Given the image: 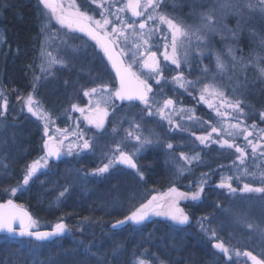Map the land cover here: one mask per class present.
I'll return each mask as SVG.
<instances>
[{
    "label": "snow or ice",
    "instance_id": "snow-or-ice-1",
    "mask_svg": "<svg viewBox=\"0 0 264 264\" xmlns=\"http://www.w3.org/2000/svg\"><path fill=\"white\" fill-rule=\"evenodd\" d=\"M165 2L166 0H104V3L98 5L103 10L99 12L100 18L97 19L95 16L89 15L87 11H82L76 0H68L67 4L64 0H39L46 22L41 28V36L44 39L41 41L40 48V64L38 66L40 75L33 77L31 85L33 91L36 90L41 79H47L54 74L57 65L62 68L69 66V61L60 53H66L72 58L77 57L81 46L72 43V41L83 40V37L94 41L93 47L98 46L103 53V56L100 57L103 66L94 77V81H103L104 75L108 74L110 80H115L117 84L113 86L111 82H102L95 87L85 89L83 95L89 98L88 104L85 107H80L77 104L71 105V111L79 112L83 120L96 129V134L90 137H86L84 132L79 129V122L76 124V130L69 132L67 128L55 129L59 135L51 134L50 125L54 124L51 114L43 112V110L36 111L34 104L37 102L31 93L26 97L17 96V100L23 102L28 113L45 121L41 149L43 155L25 165L22 183H18L16 187L4 189L5 192L15 195L18 190H24L41 169L48 168L50 160H58L62 155L72 156L91 151L98 139L107 133L105 121L110 114L109 109H111V115L115 116L118 110L115 101L119 100L127 102L130 106H134L137 101L140 102L144 106L139 113L141 120L159 116L168 122L170 129L185 131L174 117H179L180 120L192 125L209 127L211 130L206 134L197 136L191 132L189 135L194 137L199 145L205 147L218 145L220 149H235L236 160L233 161L232 166L240 173V175L222 177L218 187L227 189L228 194L233 197L238 194L259 193L261 198H264V162L254 165L259 169L258 173L245 166L249 157L246 148L251 149L253 160L264 157V129L259 128L255 122L246 125V118L253 114L246 111L252 106L242 98L248 87L247 76L244 75L243 83L235 76L237 65L245 73L249 67H252L257 72L258 79L264 82V36H259L254 30L251 31L250 34L253 37L259 36L261 52H251L247 60L244 56L238 57L235 54L237 49L233 46H226L222 52H218L210 42V37L215 35H219L222 41H238L239 33L242 30L241 20L245 13H258L261 18H264V0H211V3L203 11H197L193 7L190 15L198 17L199 20V23L194 27L187 25L175 16L160 11ZM195 3H199V0H194ZM90 4L96 5L98 0H90ZM127 13H130V16L125 18ZM228 16L237 18L235 29L223 23V20ZM54 25L58 27H54ZM75 33H81L83 37L76 36ZM88 42V40H83L84 51H87ZM53 44L56 45L54 51L50 50ZM153 48H156L157 51H153ZM161 49L163 50L161 51ZM181 49H183L182 54ZM190 56L196 57L198 64L205 58L214 57L216 73L210 77L211 69L208 65H204L200 69L202 73L200 77L188 80L185 72L180 69L182 67L185 70L191 69ZM225 56L228 57L233 69V76L228 77L227 83L223 82L224 74L228 70ZM104 57H106V62ZM162 62L163 65L170 62L177 69L176 75L171 77L170 81L164 76L165 67ZM109 64L110 69L108 68ZM134 66L140 68L139 74L134 70ZM111 71H114V77L111 76ZM216 74L221 76L220 81H217ZM142 76L147 78H142ZM150 79L154 80L158 86L162 83H171L174 86V92L183 89L185 93L192 95L189 89L199 91L197 103L203 102L215 112L216 123L203 121L195 115V108H186L182 106V102L171 97L162 101L157 100L156 96H164V91L161 88L159 92H154L152 84L149 83ZM206 79H210V82L203 83V80ZM65 83L67 82L65 81ZM198 85L201 86L197 88ZM229 93L232 94L231 97ZM193 98L195 99V97ZM102 104L106 107H101ZM178 104L181 106L178 107ZM8 107L7 96L0 90V117L5 115ZM259 117L264 121V111L259 112ZM124 120H127L130 127L124 130L125 136L122 138V142L134 141V150L126 152L121 147L122 142L117 143L111 150L112 155L108 157V163L95 169L93 174L103 175L121 164L135 170L137 179L143 182L146 179L145 174L140 170L134 157L148 146L159 144L161 141L158 138H151V130H149L150 135L145 136L142 125L136 123L134 117L129 118L125 115L120 117L117 123ZM111 131L116 134L117 128L114 126ZM69 135L73 137L74 142L66 145ZM240 137H243L244 146L236 142ZM174 147L170 142L166 144L168 151H172ZM173 161L174 179L170 182L167 190L159 192L153 189L152 191L156 194L144 202H139L143 199L142 194L131 193L128 196V214L122 220L115 221L112 224L113 229L125 223L142 225L152 216L166 217L176 225L190 223V217L184 208L180 207V202L200 201L205 186L208 184L206 178L209 173H201V178L195 183L194 191L184 192L176 186V178L183 177L186 172H190L194 163H200L201 154L188 155L181 152L178 157H173ZM237 161L239 165H237ZM0 167H3L7 172V165L0 164ZM245 178L252 180L253 183H243L239 188L233 187L234 180L239 181ZM254 183H259L261 186L255 187ZM66 192H68L67 187L58 193L57 201L64 197ZM244 195L241 196V199L244 198ZM133 201L138 202V206L137 203H132ZM207 219L206 216L201 217L198 222L201 231L206 234L211 232V238L217 241L212 245L214 249L219 250L229 260L232 259V253H234L237 257L243 256L246 260L251 261V264H264V259L253 255L251 251L241 252L238 248L230 249L226 246L217 238L214 229L204 226L203 221ZM88 220L89 218L85 217L81 223ZM237 222L249 232L259 235L261 238L259 254L264 256V222L251 220L247 212L238 215ZM69 231V226L63 222L62 218L51 231H40L38 222L22 205L16 204L12 199L0 203V232L44 242L53 237H60ZM121 248L122 245H117L113 249V254L115 255ZM84 252L87 256L96 257V253L91 252L90 248H85ZM147 252L146 249L145 253ZM152 255L154 256V254ZM154 258L158 260V257L154 256ZM97 264H101L100 258H97ZM135 264H153V262L137 257ZM158 264H165V262L158 260Z\"/></svg>",
    "mask_w": 264,
    "mask_h": 264
},
{
    "label": "rangeland",
    "instance_id": "rangeland-1",
    "mask_svg": "<svg viewBox=\"0 0 264 264\" xmlns=\"http://www.w3.org/2000/svg\"><path fill=\"white\" fill-rule=\"evenodd\" d=\"M64 2L65 4H67L68 0H64ZM76 3L81 7L82 11H87L89 15H93L97 19L100 18L99 12L103 9L98 5L100 3H104V0H98V4L96 5L90 4V0H88V2H86V0H76ZM210 3L211 0H199V3L195 4L194 0H166V2L162 5L160 11L167 13L170 16H175L183 20L187 25H191L194 27L199 23V20L198 17L190 15L193 7H195L197 11H203ZM201 5H203V7H201ZM40 12L42 28L43 24L46 22L42 6ZM128 16H130V13L125 14V18H128ZM228 21H230L231 23H229ZM223 23L227 24L228 27L235 29L237 18L228 16L223 20ZM241 25L242 30L240 31V33L243 32L247 36V40L245 41L246 45L244 44V47L240 45L239 40L222 41L219 35H215L214 37H210L211 45L215 48V50L218 52H222L226 46H233L237 49L235 54L238 57L244 56L246 60L249 58V54L251 52H261V49L259 47V36H264V18H261L258 13H245L244 18L241 20ZM54 27L58 26L54 25ZM252 30L258 33L259 36L253 37L250 34ZM75 35L83 37V34L81 33H75ZM43 39L44 37H42L41 40ZM83 40L89 41L87 45V51H84ZM83 40L75 39L72 41V43L81 46V51L77 57L72 58L66 53H60L61 56L69 61V66L67 68H62L57 65L52 76H49L47 79H41L38 82L35 91H33L31 87L30 91L23 96L26 97L29 93H31L34 96L35 101L37 102L36 104H34V108L36 109V111L40 112L41 110H43V112L51 114V117L54 120V124L50 125V133L54 135H59V133L55 132V129L67 128L69 129V132L76 130V124L77 122H79V129L84 132L86 137L94 136L96 134V129L94 128V126L88 124L87 121L83 120L79 112L71 111V105L77 104L80 107H85L89 102V98L83 95V90L95 87L99 83L111 82L113 86H116L115 80H110L108 74L104 75L103 81H94V77L97 76V74L100 72L101 67L103 66L100 61L102 53L98 46L93 47L95 45L94 41H91L87 37H83ZM55 47L56 45L53 44V47L50 50L54 51ZM152 50L157 51L156 48H153ZM162 50L163 49H161V51ZM182 52L183 49H181V54ZM39 57L40 49L37 63L32 69L31 85L33 83V77L36 75H40L38 70V66L40 64ZM224 59L228 70L224 74L223 82L227 83L228 77L233 76V69L228 57L225 56ZM196 60V57L190 56L189 61L192 64L191 69L185 70L184 67L180 69L181 71L185 72V76L188 80H195L197 77H200L202 75L200 69L204 65H208L211 69V73L209 74L210 77L212 74L216 73L214 57L205 58L199 64L196 62ZM163 66L165 67L164 76L170 81L171 77L176 75L177 69L174 65H171L170 62ZM134 70L137 71L138 74L141 71L140 68L136 66H134ZM245 74L247 76L248 87L245 89L244 93L251 87V89L254 90L255 83L259 81L258 74L252 67H249L245 73L240 69V66L237 65L235 76L241 83L244 82L243 77ZM142 78L147 77L142 76ZM216 79L217 81H220L221 76L219 74H216ZM65 81L67 83H65ZM209 82L210 79L203 80V83ZM149 83L152 84L154 92H159L161 88L164 91V96H156L157 100L162 101L163 99L171 97L174 100L182 102V106L186 108H195V115L200 117L203 121H210L213 124L216 123L215 112L212 109H209L203 102L197 103L199 99V91H193L192 89H189V92H192V95H188L184 92L183 89H178L174 92V86L171 83H162L158 86L154 82V80L151 79L149 80ZM200 86L201 85H198L197 88H199ZM0 90H2L1 87ZM56 93L61 94L62 96V101L58 103L57 101H55ZM229 96L231 97L232 94L229 93ZM193 97H195V99ZM244 97L245 94L242 98ZM115 104L118 107L116 115L112 116L111 109H109L110 114L105 121L107 133L103 137L98 139L97 143L94 145L91 151H85L80 153L79 155H63L62 160L57 162H53L52 160H50L48 168L41 169L37 173V175L33 177L32 180L34 181L40 180V182H44L43 184L49 183L51 185V188H53L51 190L54 192V194V189L56 190L55 199L58 196V193L60 191H63V189L67 187L68 192H66L65 196L60 198L58 202L63 203L64 201H69L73 204H76V207H78L80 203L84 202L94 203L95 205L91 206L92 210H90L88 212V216H86L89 218V220L85 221L84 223H80L78 228L75 230H71L67 222L63 220V222L69 226L70 231L66 232L64 236L53 240L52 243H48L46 241H38L39 243H29L24 242V240L22 239L17 240L21 242L22 247L27 250L28 257L36 260L37 264H53L54 259L52 257V253L56 250L63 251V249L60 250V247L63 245L64 237H67L68 245H72V249H69L68 251L73 256L75 253L84 255L85 248H90L91 252L96 253V255L104 254L106 252H110L113 255V249L116 248L117 245H122L123 247L125 244L127 245V248L125 249V254L128 258L127 264H135L137 257L151 260L153 264H158V260L164 261L165 264H250L249 260H246L243 256L237 257L234 253H232V259L229 260L219 250L212 247V245L217 241L211 238V232L207 234L205 232H202L200 223L198 222L201 217L206 216L208 217V219L203 221L204 226L206 228L214 229L216 231L217 238L220 241L224 242L225 245L230 249L238 248L241 250V252H243L244 250L251 251L253 255H257L258 258L264 259V256H261L259 254L261 244V238L259 237V235L249 232L237 222V216L243 212H247L249 218L253 221L264 222V198H261V194L259 193L246 195L238 194L237 196L233 197L228 194L227 189H221L218 187V184L222 177H227L229 175H240V173L236 171V168L232 166L233 161L236 160L235 149H220L218 145H209L208 147H205L199 145V142L196 141L194 137H190L189 135L191 132H194L197 136L206 134L211 130L209 127L192 125L186 123L183 120H180L179 117H174L177 123H180L185 131L170 129L168 122L166 120H162L159 116H153L152 118L141 120L139 113L144 107L141 103H135L134 106H130L129 104H119L115 101ZM248 104L251 105L249 101ZM17 105V109L8 107L5 113L8 117V122L7 120L3 119V117H0V130L3 129L4 125L7 123L9 125L14 124L15 127L16 123L14 119L22 118L23 120H28L29 125L31 123L35 125L36 130L39 131L40 137L38 149L33 158L22 162V152H19L18 154L16 153L17 160L19 158V160H21L20 162L23 163L22 169L24 175L25 165L30 164L33 160L43 155L41 149L44 139L43 131L45 121L39 119L37 116H34L31 113H28L27 108L24 107L22 101L19 100L16 106ZM177 106L179 107L181 105L178 104ZM201 106L204 107L206 115H203L199 112V107ZM101 107L106 106L102 104ZM246 111L253 113L248 118H246V125H251L253 124V122H255L259 128L264 129V121H262L259 117V112L261 110L257 112L255 107L252 106L251 109H246ZM125 115H127V117L129 118L134 117L135 122L142 125L143 134L145 136H149V130H151V138H158L161 141V143L159 144H153L145 148L139 155L134 157V160L138 165V158L145 151H159L162 157V166L166 170V176L168 180L167 185L164 188L158 189L150 186L146 187L144 181L141 182L137 179L135 170L126 166L117 165L115 168L110 169L108 173H105L103 175L93 174L95 169L103 167L105 163H108V157L112 155L111 150L115 148L117 143L122 142V138L125 136L124 130L129 129L130 125L127 120H124L121 123H117V121L120 117H123ZM207 115L209 116L208 118ZM114 126L117 128L116 134H113L111 131ZM215 138L216 137L214 134V139ZM70 142H74V140L73 137L69 135V139L66 142V145ZM169 142L175 146L172 151H168L166 149V144ZM236 142L241 146H244L245 144L243 137L238 138ZM121 147L126 152H132L135 147V142H122ZM18 151L20 150L18 149ZM246 151L249 153V157L246 161L245 166L252 171H257L258 173L259 169L254 167V165H260L262 162H264V157L253 160V158L251 157V149L246 148ZM181 152H184L188 155H192L193 153L201 154L200 163H194L191 166L190 172H186L183 177L176 178V186L178 187V185H180L181 191L191 192L192 189L195 188V183L201 178V173L210 174L211 170H219L220 172V175L218 176H214V174H212V181L207 184L204 189V191L210 192V200L206 208L209 212H206V215L203 214L200 218L191 216V212L183 207V203L194 201H181L180 207L184 208V210L190 217V223H188L187 225H176L166 217L152 216L142 225H128L122 228L118 227V230H116L115 233L110 234V236L105 237L97 243H81V238L79 237L81 235V228H91L92 230L96 226V223L101 220L105 223L107 222L109 226L108 228H110L108 231H110L112 230V228L110 227L112 223L120 220L121 218H124V216L128 214V196L131 193H129V191H126L122 196L118 194L117 190H115L117 186L112 184L114 177L120 176L123 179L126 178L131 184L136 183V185H130L128 187L126 186L125 188L134 190L132 192H135L138 195L142 194L143 199L139 202H144L147 199L151 198L152 195L156 194V192L152 191L153 189H156L159 192H164L170 186V182L174 179L173 157H178L179 153ZM0 164H2V161H0ZM237 165H239L238 161ZM220 166L223 167L221 168ZM224 169H228L229 173L224 174ZM206 179L209 181L210 176H208ZM243 183H253V181L248 178L239 181L234 180L233 187H242ZM253 186L259 187L261 185L259 183H254ZM206 195H208L207 192ZM242 195H244L243 199H241ZM196 202L197 201H195L194 203ZM198 202L204 203V199L202 198V196L201 201ZM132 203H137L138 206V202L133 201ZM217 205H220V207H217ZM33 219L38 222L39 230L43 228H53L55 224L59 222L56 221L51 225H46L44 222L39 221L35 217ZM156 220L164 221L169 226L173 227L175 231H180L181 229H183L181 231L182 235L188 234L191 236H195L196 232L200 231L201 235H196V237L194 238L196 242L200 240V243L205 248L204 250L202 249L204 256L201 255L200 260H197L199 259V257H190L188 261L179 260L173 258V256H170V254H168L166 250H162L161 248L160 250L155 249L153 245H150L152 239V231L150 227ZM145 228L148 229L145 230ZM118 235L125 238L122 239L124 240V243L121 242V239L118 238ZM146 249L148 250L147 253H145ZM119 251L115 255H118ZM47 252H49V254H47ZM43 253L47 254L46 258L43 256L41 257L40 254ZM152 254H154L155 257H158V260H156ZM92 258L94 263L96 264L97 258H100L101 264H103V260L101 259L103 257ZM176 260H179V263L175 262ZM210 260L211 262H209Z\"/></svg>",
    "mask_w": 264,
    "mask_h": 264
},
{
    "label": "trees",
    "instance_id": "trees-1",
    "mask_svg": "<svg viewBox=\"0 0 264 264\" xmlns=\"http://www.w3.org/2000/svg\"><path fill=\"white\" fill-rule=\"evenodd\" d=\"M40 9L39 0H0V87L7 96L9 107L13 109L18 107V105L16 106L19 102L17 96L23 97L31 89L32 69L37 63L42 41ZM239 35L240 45L244 47L247 36L243 32ZM258 80L254 85V90L251 87L244 93L245 97L243 98L247 103L249 101L257 112L259 110L264 111V82ZM55 97L57 103L62 101L61 94L56 93ZM199 112L206 115L202 106L199 107ZM3 119L8 122L6 114ZM14 120L15 127L14 124L9 125L7 123L0 130V161H2V165H7V172L3 167H0V202L10 198L18 204L25 205L31 211L33 218H37L46 225H51L62 218L71 230L77 229L81 221L88 216V212L92 210L91 206H94V203L84 202L76 207V204L69 201L58 202L55 199L56 190L54 189V194L51 185L49 183L41 184L40 180L30 181L24 190H18L15 195L4 191L6 188L16 187L18 183H22V162L34 157L40 141L39 131L36 130L34 124L29 125V121L22 118ZM19 152H22V162L19 158L18 160L16 158ZM138 164L140 170L145 174L144 183L146 187L162 189L167 185L166 170L162 166V157L159 151H145L138 158ZM223 173L228 174V169H224ZM212 174L218 176L220 172L219 170H211L208 184L212 181ZM128 183L126 178L123 179L120 176L114 177L112 181V184L117 186L115 190L121 196L126 191L133 193L134 190L125 188L129 186ZM178 187L180 188V185ZM194 190L195 188L192 189V191ZM206 192L208 195H206ZM201 196L204 203L198 201L196 203L189 201L183 203V207L191 212L193 217L200 218L203 214L206 215V212H209L206 208L210 200V192L204 191ZM108 227L107 222L100 220L92 230L91 228H81L79 237L82 244L97 243L118 230L117 228L108 231L110 229ZM150 228L152 231L150 245H153L155 249L166 250L170 256L179 260L188 261L190 257H199L197 260H200V256H204L203 250L205 248L200 240L196 242L194 238L196 235H201L200 231H197L195 236L182 235L181 231L183 229L175 231L173 227L161 220H156ZM147 229L145 228V230ZM0 238V264H37L36 260L28 257V252L22 247L21 242L6 236H0ZM118 238L124 243L122 239L125 238L120 235H118ZM22 240L29 243H39L32 239ZM53 240L46 242L52 243ZM67 240L68 238L64 237L63 245L60 247V250L63 249V251L56 250L52 253L53 264H96L93 258L86 254L75 253L74 256L70 254L68 250L72 249V245H68ZM126 248L127 245L124 244L120 249L118 255L121 258L118 255H112L110 252L97 254L96 257H103L101 258L103 264H127ZM47 254L40 255L46 258ZM179 260L175 262L179 263Z\"/></svg>",
    "mask_w": 264,
    "mask_h": 264
},
{
    "label": "water",
    "instance_id": "water-1",
    "mask_svg": "<svg viewBox=\"0 0 264 264\" xmlns=\"http://www.w3.org/2000/svg\"><path fill=\"white\" fill-rule=\"evenodd\" d=\"M102 52V51H101ZM102 55H103V53H102ZM105 59H106V57H104ZM109 67H110V64H109ZM112 72V75H113V77H114V75H115V73H114V71H111ZM116 84H117V82H116ZM117 102H119V103H127V102H121V101H119V100H116ZM136 103H138V101L136 102ZM62 157H63V155L58 159V160H52L53 162H57V161H59V160H61L62 159ZM4 202H6V201H4ZM4 202H0V203H4ZM15 202V201H14ZM16 204H18L17 202H15ZM18 205H21V204H18ZM23 206V205H22ZM23 208L27 211V212H29L30 213V215L32 216V213H31V211L28 209V208H26L25 206H23ZM33 217V216H32ZM120 220H122V219H120ZM115 223V222H114ZM125 224H127V223H125ZM125 224H123V225H125ZM131 224V223H130ZM123 225H121V226H123ZM121 226H119V227H121ZM52 230V228H43V229H40V231H51ZM66 234V233H65ZM65 234H63L62 236H64ZM0 236H6V237H9V238H12V239H30V238H28V237H19V236H10L7 232H0ZM62 236H60V237H62ZM55 238H58V237H53V238H51L50 240H53V239H55ZM33 240V239H32ZM49 240V241H50ZM250 264H251V261H250Z\"/></svg>",
    "mask_w": 264,
    "mask_h": 264
},
{
    "label": "flooded vegetation",
    "instance_id": "flooded-vegetation-1",
    "mask_svg": "<svg viewBox=\"0 0 264 264\" xmlns=\"http://www.w3.org/2000/svg\"><path fill=\"white\" fill-rule=\"evenodd\" d=\"M103 56V55H102ZM105 59V58H104ZM105 61H106V59H105ZM108 67H109V65H108ZM109 69H110V67H109ZM61 73H63V72H61ZM69 74V73H68ZM112 74V73H111ZM119 104H122V103H119ZM126 104H128V103H126ZM119 166H126V165H121V164H118ZM126 167H128V166H126ZM129 168V167H128ZM145 184V183H144ZM128 185L130 186V185H136V183L135 184H131L130 182L128 183ZM128 225H133V224H130V223H127V224H125V226H128Z\"/></svg>",
    "mask_w": 264,
    "mask_h": 264
},
{
    "label": "bare ground",
    "instance_id": "bare-ground-1",
    "mask_svg": "<svg viewBox=\"0 0 264 264\" xmlns=\"http://www.w3.org/2000/svg\"><path fill=\"white\" fill-rule=\"evenodd\" d=\"M138 165H139V164H138ZM112 224H114V223H112ZM112 224H111V226H110L111 228H112Z\"/></svg>",
    "mask_w": 264,
    "mask_h": 264
}]
</instances>
